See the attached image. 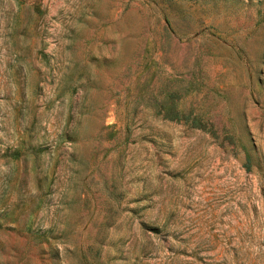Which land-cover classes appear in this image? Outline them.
Instances as JSON below:
<instances>
[{
	"label": "rangeland",
	"instance_id": "374dc122",
	"mask_svg": "<svg viewBox=\"0 0 264 264\" xmlns=\"http://www.w3.org/2000/svg\"><path fill=\"white\" fill-rule=\"evenodd\" d=\"M0 264H264V0H0Z\"/></svg>",
	"mask_w": 264,
	"mask_h": 264
}]
</instances>
